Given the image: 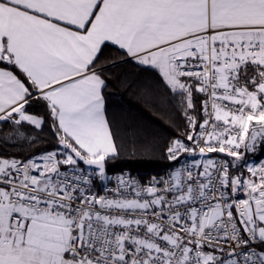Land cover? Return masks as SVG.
<instances>
[{"label":"snow or ice","instance_id":"obj_1","mask_svg":"<svg viewBox=\"0 0 264 264\" xmlns=\"http://www.w3.org/2000/svg\"><path fill=\"white\" fill-rule=\"evenodd\" d=\"M110 45L184 120L165 176L109 175ZM0 146V264H264V0H0Z\"/></svg>","mask_w":264,"mask_h":264},{"label":"trees","instance_id":"obj_2","mask_svg":"<svg viewBox=\"0 0 264 264\" xmlns=\"http://www.w3.org/2000/svg\"><path fill=\"white\" fill-rule=\"evenodd\" d=\"M107 63L102 67L112 69L109 73L113 85L110 93L109 110L115 118V132L118 143L123 146V155L108 165L110 172L131 170L142 179L147 180L154 174L164 173L172 162L164 158V146L174 137L180 135L184 120L166 100L155 90L152 81L159 78L152 73L139 70L135 65L125 63L115 46H108L103 52ZM119 64V67L115 65ZM120 78L131 82V87H121ZM34 112L46 115L42 104L32 106ZM43 139L49 141L43 147H56L52 140L51 129L45 127ZM37 148L36 151H41ZM19 147L0 146V154H19ZM264 151L247 154L246 158L259 160Z\"/></svg>","mask_w":264,"mask_h":264},{"label":"built area","instance_id":"obj_3","mask_svg":"<svg viewBox=\"0 0 264 264\" xmlns=\"http://www.w3.org/2000/svg\"><path fill=\"white\" fill-rule=\"evenodd\" d=\"M175 138V137H174ZM212 156H214V157H216L217 159H222V160H230L231 158H229V157H226L223 153H213V154H211ZM192 158L191 157H189V161L191 160ZM247 160H248V158H246ZM182 160H183V158H182ZM248 162H249V160H248ZM259 162H264V156L261 158V159H259V160H257L255 163H259ZM171 170V167L169 168V169H167L164 173H161V174H154V175H152V176H157V175H159V176H165L169 171ZM122 173H124V174H128V173H130L133 177H139V178H141L138 174H135V173H133L131 170H129V169H125V170H123V171H116V172H111V173H109V175L113 178V180L115 179V177L117 176V175H120V174H122ZM152 176H150V177H152ZM149 177V178H150ZM98 187H99V185H98Z\"/></svg>","mask_w":264,"mask_h":264},{"label":"rangeland","instance_id":"obj_4","mask_svg":"<svg viewBox=\"0 0 264 264\" xmlns=\"http://www.w3.org/2000/svg\"><path fill=\"white\" fill-rule=\"evenodd\" d=\"M250 154H251V153H250ZM254 158H255V157L250 158V159H249V163H255V162L257 161V159L255 160Z\"/></svg>","mask_w":264,"mask_h":264},{"label":"crops","instance_id":"obj_5","mask_svg":"<svg viewBox=\"0 0 264 264\" xmlns=\"http://www.w3.org/2000/svg\"><path fill=\"white\" fill-rule=\"evenodd\" d=\"M116 47V46H115ZM249 160V159H248Z\"/></svg>","mask_w":264,"mask_h":264}]
</instances>
